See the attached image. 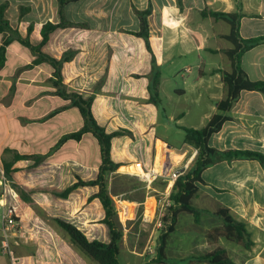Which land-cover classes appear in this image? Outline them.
<instances>
[{
  "label": "crops",
  "instance_id": "crops-1",
  "mask_svg": "<svg viewBox=\"0 0 264 264\" xmlns=\"http://www.w3.org/2000/svg\"><path fill=\"white\" fill-rule=\"evenodd\" d=\"M5 3L6 19L21 37L26 38L29 26H34L29 36L33 45L42 42L45 24L61 21L57 0H0V6ZM21 7L29 9L22 16ZM149 8L152 53L142 38L133 35L141 30L137 11ZM212 12L240 14L239 32L244 39L264 36V0H80L65 7L66 20L80 26L56 30L43 52L60 59L65 52L76 51L62 70L67 91L85 98L95 96L91 110L107 133L124 129L133 134L112 139L111 159L120 164L113 177L134 173L133 168H127L130 165H140L144 174L151 173L149 182L159 179L160 173L162 178L167 176L175 171L173 159H167L165 170L156 168L166 148L170 155L180 157L182 172L193 165L195 147L185 140L177 149L158 136L163 117L150 101L152 59L154 55L161 73L159 94L167 65L172 93L186 102L191 100L176 107L170 120L182 129L206 127L221 113L218 105L227 98L221 72H232L226 51L234 48L224 38L231 33L230 24L214 18ZM11 37L0 33V47ZM36 58L14 39L7 46L5 66L0 70V179L2 172L8 176L20 206L21 229L9 238L11 252L13 248L30 252L31 261L37 264H91L56 220L77 227L90 241L110 243V230L103 223L105 210L95 198L98 187H79L66 198L60 196L78 180L97 178L100 145L89 133L80 141L71 139L57 147L64 135L79 131L84 120L78 118L74 131L64 128V124L73 123V112L80 111L57 94L53 68L46 62L34 64ZM241 66L250 80L264 81V44L245 52ZM194 109L200 111L194 113ZM224 115L228 120L210 138L211 147L264 154V93L242 91ZM203 178L206 184L200 187L193 205L211 213L228 209L250 235V248L229 245L232 252L220 240L233 264H264V167L254 160L218 161L204 171ZM1 190L0 186V195ZM3 211L0 207V248ZM204 215L201 226L209 223L206 227L211 228L213 220L223 224L219 217ZM193 241L190 237L184 242ZM124 248L123 239L120 255ZM128 252L130 260L143 258L135 250ZM199 256L185 252L179 258L182 264H207L194 262ZM0 264H5L3 259ZM165 264L172 262L167 259Z\"/></svg>",
  "mask_w": 264,
  "mask_h": 264
},
{
  "label": "trees",
  "instance_id": "trees-1",
  "mask_svg": "<svg viewBox=\"0 0 264 264\" xmlns=\"http://www.w3.org/2000/svg\"><path fill=\"white\" fill-rule=\"evenodd\" d=\"M57 1L59 3V16L61 21L58 24L47 23L43 26L41 31L42 42L39 45H33L30 42L29 36L33 32L34 26H29L28 36L26 38L21 37L19 32L15 30L9 20L6 19L5 11L7 4L5 3L0 6V33H9L12 35V37L7 39L3 46L0 47V70L5 66L7 46L14 39H17L37 57L33 62L34 64L46 62L53 68L54 73L52 83L57 88V94L64 100H69L70 107H76L80 111L84 120V126L77 132L64 135L57 144V147H60L68 140L72 139L80 141L85 134H92L97 139L101 150L99 174L97 178L92 181L85 182L78 180V182L69 187L60 196L66 198L73 190L79 187H98L99 191L95 195V198L100 200L105 210L103 223L106 224L110 230L111 241L108 244L96 240L90 241L81 230L70 223L59 219L56 220V223L67 235L69 240L92 261L97 264H121L120 248L124 239V228L119 220L118 211L114 201V196L117 194L109 189V179L118 171L120 164L115 163L111 159V144L112 139L115 137H133V134L124 129H120L114 133H107L106 130L97 123L91 110L95 96L92 95L85 98L79 93H69L67 91V88L63 83L62 70L65 63L70 62L75 58L77 55L76 51L69 50L65 52L60 59L51 57L43 52V47L48 43L51 34L56 30L80 26L79 24L67 21L64 13L67 5L79 2L80 0ZM180 1L181 0H179V3ZM25 10L28 11L29 9L21 7V16L24 15ZM150 14V8L146 11H137L141 23V30L137 33H133V35L142 38L146 43L148 51L152 53L148 23ZM210 15L216 19L227 21L231 26V33L224 36V38L230 41L234 46L233 49L226 51V54L232 63V72H221L223 80L228 88V95L227 98L221 101L218 105V109L221 113L215 115L208 122L206 127L203 129L183 128L185 131V140L187 143L195 147L197 150V156L189 170L183 173L174 182L172 192L169 196V200L172 203L169 208V219H165V222H169V225L162 231L158 238L156 258L153 260V263L149 262L147 264H165L167 261L168 241L171 234L176 231L180 214H192L196 219L195 221L199 222L204 212L211 213L206 210H201L193 205V199L199 192L200 187L206 184L203 178V173L208 167L214 165L218 161L233 162L239 160L258 161L264 167V154L262 152L252 150L219 151L209 145V140L212 135L218 133L222 129L223 124L228 120V117L224 115V113L232 108L233 103L239 98L242 91H257L264 93V81L250 80L241 66L243 54L259 44H264V36L251 39L242 38L239 32V19L241 15L238 13L228 14L212 12ZM160 78L161 73L153 55L149 92L151 96L150 101L157 107L161 105V97L159 94ZM125 176L130 177L129 175ZM211 214L219 217L222 220L223 225L221 228H216L208 233L207 237L209 242L216 243L221 237H224L229 241L245 245V248L247 249L252 246V241L250 240V235L245 224L237 221L228 209L221 208ZM201 260L207 264H233L228 253L223 248H216L202 256L199 261Z\"/></svg>",
  "mask_w": 264,
  "mask_h": 264
},
{
  "label": "rangeland",
  "instance_id": "rangeland-1",
  "mask_svg": "<svg viewBox=\"0 0 264 264\" xmlns=\"http://www.w3.org/2000/svg\"><path fill=\"white\" fill-rule=\"evenodd\" d=\"M170 70L171 69H169L167 65H164V83L160 93L161 105L158 107L161 111L163 120L160 125L158 136L163 138L171 146H175V148L179 149L184 146L185 131L182 129V125L176 124L174 121L170 120V114L175 111L176 107L182 106L183 104L188 105L191 100L186 102V100H181L172 93L170 80L167 79ZM197 111L199 112L200 110H193L194 113ZM72 115L74 118L73 123L69 125L64 124V128L66 127L70 131H74L77 128V120L79 117L81 118L77 110H75ZM193 119H195V117H193ZM173 154H175L172 158L174 160V170L182 174L188 171L192 164H189L182 172L180 169L184 164H179L180 157L177 156L176 153ZM192 162L194 163V160ZM127 168H133L135 172L130 173L125 169V171H127L126 174L112 176L109 179V189L117 194L114 196V201L119 220L124 228V242L126 243V248H124V252L121 251L120 261L121 264H128L129 262H132L131 264L153 263V260L156 258L158 238L162 231L169 225V222H165V219H169V208L172 205L169 196L175 181L169 182L163 180V178L169 180L168 175L170 171L167 173V176L162 178L163 175L160 173L159 175L161 177L159 176V179L154 180V182H149L152 179V177L149 176L151 171L148 172L150 174H144L140 165H130ZM125 175H129L130 177ZM195 203L199 204L197 200ZM204 214L207 213L204 212L202 216H205ZM195 220L192 214H180L177 230L175 233L171 234L168 241V262H172V264H182L179 257L183 256L185 252H191L192 254H201V256L194 258V262L204 263L202 260L199 261L202 256L216 248H223L220 244L221 239L224 240V246L230 252L232 251L229 245L245 248V245L229 241L224 237H221L216 243L209 242L207 237L208 233L216 228H221L223 224L218 225V223H215V220H213L214 226L209 228L206 227L209 223H206V226H201L199 225L201 224V220L199 222ZM190 237L194 240L192 243L184 242ZM130 250H135L137 253L143 254V258H134V260H130L128 255V251ZM29 255L28 252H24L21 248H13L11 256L4 255L0 248V259H3L5 264H37L31 261V255ZM91 264L97 263L91 260Z\"/></svg>",
  "mask_w": 264,
  "mask_h": 264
},
{
  "label": "built area",
  "instance_id": "built-area-1",
  "mask_svg": "<svg viewBox=\"0 0 264 264\" xmlns=\"http://www.w3.org/2000/svg\"><path fill=\"white\" fill-rule=\"evenodd\" d=\"M181 175V172L173 171L168 175L169 182L176 181ZM152 176L153 179H155L157 176V172L154 171L152 173ZM0 186L2 189L0 195V207L4 209L1 215V223L4 231V237L1 242V249L4 254H9L11 253V243L9 238L10 236L18 234L21 229L20 217L18 214L20 206L18 204L17 191L14 189L9 178L4 172H2Z\"/></svg>",
  "mask_w": 264,
  "mask_h": 264
},
{
  "label": "bare ground",
  "instance_id": "bare-ground-1",
  "mask_svg": "<svg viewBox=\"0 0 264 264\" xmlns=\"http://www.w3.org/2000/svg\"><path fill=\"white\" fill-rule=\"evenodd\" d=\"M169 158H173V156L172 155H170L169 153H168V151H167V148L165 149V152L163 153V155L161 156V158L159 159V161H158V164H157V166H156V168L158 169H161V170H164L165 169V164H166V162H167V159H169ZM176 163V162H175Z\"/></svg>",
  "mask_w": 264,
  "mask_h": 264
}]
</instances>
